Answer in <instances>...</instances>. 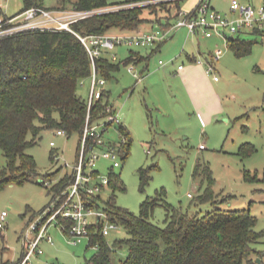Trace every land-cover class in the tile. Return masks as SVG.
<instances>
[{
    "label": "rangeland",
    "instance_id": "1",
    "mask_svg": "<svg viewBox=\"0 0 264 264\" xmlns=\"http://www.w3.org/2000/svg\"><path fill=\"white\" fill-rule=\"evenodd\" d=\"M170 1L148 3L151 8H146L144 15L149 19L138 29L152 33L159 28L153 20L165 22L170 10L176 11ZM239 1L255 7L264 5V0ZM44 2L49 7L61 4V0ZM196 2L183 0L182 7L191 10ZM210 2L215 9L234 15L230 9L232 0ZM0 3L8 15L24 8V0H0ZM177 21L178 18L174 24ZM160 30L167 34L159 48L152 50L149 46L122 42L105 53L110 58L115 53V61L120 63L105 86L110 103L115 105L132 138L128 155L114 169L120 173L119 183L124 186L116 191L117 204L139 213L143 200L159 195L191 214H204L215 204L225 209L247 208L258 219L256 229L263 231L255 243L259 254L255 252L252 256L256 264H264V34L251 29L241 33L253 44L249 54L238 56L231 47L230 34L226 38L217 34L208 37L202 30L191 32L186 25ZM107 33L129 35L133 31L115 26ZM219 47L223 54L212 61L215 70L209 73L207 60ZM131 52L140 53L146 59L125 63ZM189 52L195 54L196 61L189 58ZM161 59L166 64H161ZM179 64L186 66V71L193 67L191 75L179 71ZM90 85L91 78H83L79 86L83 97L88 98ZM56 129L43 130L37 143L27 150L37 161L38 174L21 184L8 183L0 190V215L3 210L8 212L6 225L0 228V264H8L21 256L22 236L28 232L29 222L53 201L54 186L72 171L78 160L80 133L63 135ZM109 136L119 140V130L112 128ZM248 142L255 149L244 154L242 146ZM53 150L56 157H52ZM198 162L208 163L212 169L216 203L198 200L209 184L206 179L194 177ZM5 164L6 157L0 148V169ZM98 166L102 175L109 176L112 170L109 159L100 158ZM141 168L151 177L143 188ZM111 192V188L106 189L101 196L107 199ZM165 217V207L155 206L152 220L164 225ZM48 231L54 241H41L44 251L33 257L35 264H87L97 250V246H88L87 238L72 243L68 232L56 222ZM127 236V230L119 226L111 229L106 238L113 244L116 239ZM127 253L126 247L113 248L111 255L115 264ZM243 264L249 262L245 260Z\"/></svg>",
    "mask_w": 264,
    "mask_h": 264
},
{
    "label": "trees",
    "instance_id": "2",
    "mask_svg": "<svg viewBox=\"0 0 264 264\" xmlns=\"http://www.w3.org/2000/svg\"><path fill=\"white\" fill-rule=\"evenodd\" d=\"M139 0H61L54 8L76 7L90 9L99 6L132 3ZM183 0H172L176 11L167 20L155 24L169 25L178 18ZM45 5L44 0H24V8ZM72 5V6H69ZM150 5H132L95 14L73 24L82 34L105 33L112 27L138 29L148 20L144 10ZM230 44L238 56L252 51V40L242 36H230ZM161 44V43H160ZM146 59L140 53L131 52L125 63ZM98 67L107 78L119 69L120 63L108 56L97 59ZM92 71L90 55L77 33L67 29H29L0 37V148L6 164L0 169V190L8 183H24L38 174L36 159L27 150L35 145L41 133L49 128L65 129L67 135L83 131L88 103L79 93L83 78ZM109 90L97 100L92 115L97 118L104 112L109 101ZM118 128L128 136L123 146L126 157L132 143L127 125ZM255 149L253 143H245L242 152L249 154ZM53 150L52 157H56ZM142 188L149 182L148 171L141 168ZM111 194L105 199L98 195V206L104 207L112 221L123 226L128 236L110 244L102 225H92L88 246H97L87 264H115L113 248H127V255L119 264H256L253 253L259 254L255 243L263 231L256 229L257 217L247 208L225 209L217 204L204 214H191L166 200L163 196H148L141 203L140 212L120 206L116 191L123 189L119 183L120 173H111ZM194 177L207 180L209 184L199 194L201 202L216 203L212 188L213 172L208 163L198 162ZM67 173L54 190L63 195L70 183ZM55 195V196H56ZM166 209L165 224L152 220L155 206ZM69 227L70 220L61 219Z\"/></svg>",
    "mask_w": 264,
    "mask_h": 264
},
{
    "label": "built area",
    "instance_id": "3",
    "mask_svg": "<svg viewBox=\"0 0 264 264\" xmlns=\"http://www.w3.org/2000/svg\"><path fill=\"white\" fill-rule=\"evenodd\" d=\"M156 0H139L132 3L113 4L99 6L90 9L54 8L43 5H34L22 11L8 15L0 3V37L10 35L22 30L29 29H67L80 37L91 58L92 71L88 76L91 78V85L87 99L88 111L80 134V149L77 162L72 166L70 183L63 191V195L54 196L53 201L48 204L35 219L28 224V232L23 234L24 250L17 260L8 264H35L33 257L43 253L41 241L46 239L53 242V236L48 231L49 226L56 222L71 237L72 243L82 242L85 238L91 239L93 233L91 226L102 225L105 235L111 229L118 228L119 223L112 221L108 211L98 206L100 202L98 195H102L106 189H110L111 174L102 175L98 166L100 158L111 161V172L121 165V158L124 155L123 146L128 141V136L123 133L118 126L123 123L119 112L112 103H108L104 112L97 118L92 115V108L99 98L104 95L107 77L102 74L98 67L97 59L106 56V52L113 51L117 44L126 42L130 45L151 46L162 41L167 32H162L159 28L152 33L135 32L129 35H110L105 33L82 34L77 32L73 24L95 14L116 10L126 6L145 5ZM231 12L223 13L211 5L210 0H197L196 5L191 10L181 9L178 21L172 24V28L182 25L188 26L191 32L204 31L208 37L217 34L223 38L235 36L251 31L264 34V5L255 7L252 4H242L239 0H232ZM238 13V14H235ZM223 54L222 48H217L212 57L207 60V72H214L215 66L212 61L218 60ZM113 60L117 55L112 53ZM161 64H166L162 59ZM183 64L179 65L182 68ZM133 68V66H131ZM214 77L218 79L215 73ZM83 83V79H82ZM112 128L119 130V140L109 136ZM58 134H67L65 129L57 128ZM51 144H55L51 140ZM68 165V163H66ZM110 172V173H111ZM50 184V181H46ZM7 210H3L0 215V228L5 227ZM95 219L91 220L90 217ZM61 219L70 220L71 224L66 227ZM98 246V245H95Z\"/></svg>",
    "mask_w": 264,
    "mask_h": 264
},
{
    "label": "crops",
    "instance_id": "4",
    "mask_svg": "<svg viewBox=\"0 0 264 264\" xmlns=\"http://www.w3.org/2000/svg\"><path fill=\"white\" fill-rule=\"evenodd\" d=\"M182 8H183V7H182ZM176 19H177V18H176ZM172 24H174V21H173V23H171V24H169V25H159V24H155V25H156V27H160V28H162V29H167V28H169V27L171 28ZM131 31H133V33H135V32H139V31H141V30H140V29H134V30H131ZM238 35H240V34H238ZM238 35H237V36H238ZM240 36H241V35H240ZM220 37H221V36H220ZM162 41H163V40H162ZM162 41H160V42H158L157 44H155L156 46H155V45H151V46H149V47H151L152 50H154L155 47H156V48H157V47L159 48V47L161 46L160 43H162ZM143 56H144V55H143ZM188 56H189V58H190L191 60H193V61H196V59H197V57L195 56V54L192 53V52H191V53L189 52V53H188ZM145 57H146V56H145ZM208 59H209V58H208ZM144 60H145V59H144ZM140 61H142V60H140ZM159 62H160V61H159ZM179 65H180V64H179ZM179 65H178V67H177L179 71L184 72V73L186 72L187 75H191V70H190V69L193 68V67H188V69H187V71H186V69H185L186 66L183 65L182 68H179ZM128 129H129V128H128Z\"/></svg>",
    "mask_w": 264,
    "mask_h": 264
}]
</instances>
